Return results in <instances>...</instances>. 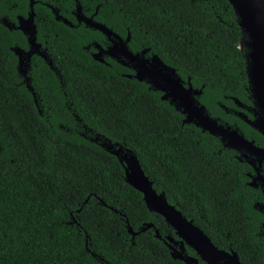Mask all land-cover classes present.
<instances>
[{"label": "trees", "instance_id": "16d2710c", "mask_svg": "<svg viewBox=\"0 0 264 264\" xmlns=\"http://www.w3.org/2000/svg\"><path fill=\"white\" fill-rule=\"evenodd\" d=\"M78 2L88 16L98 7L94 18L123 37L129 31L133 51L158 54L202 87L199 99L213 116L264 145L230 112L232 97L251 108L252 99L229 0H36L38 40L56 68L33 56L37 102L11 48L26 38L0 22V264H186L155 235L157 228L175 236L173 228L148 209L118 158L89 139L96 133L132 149L154 187L214 243L234 248L245 264H264V197L248 184L251 166L185 123L161 91L124 75L133 69L95 60L85 46L103 33L71 27L52 9L77 23ZM29 9L28 0H0V16ZM148 222L154 227L132 237L128 225Z\"/></svg>", "mask_w": 264, "mask_h": 264}, {"label": "water", "instance_id": "95a60500", "mask_svg": "<svg viewBox=\"0 0 264 264\" xmlns=\"http://www.w3.org/2000/svg\"><path fill=\"white\" fill-rule=\"evenodd\" d=\"M229 1L242 28L243 35L240 40V47L245 50L248 89L254 108L252 117H248L243 111L238 112V114L247 124L264 136V0ZM34 4L35 0H29L28 16H19V23L16 26L26 35L29 49L26 50L18 44L11 47L18 57L17 68L22 70L24 74L31 71V57L36 53L41 55L50 67L56 70L48 55L47 48L38 41ZM52 9L58 20H62L71 27L83 22L86 26L105 34L110 44L104 48L100 43L93 40L92 44H95L98 51L92 52V57L103 63H107L106 58L111 57L134 70L133 73H125L124 75L145 81L149 85V89L161 91V98L168 100L185 115V123L194 124L202 131L218 137L224 147L236 151L238 160L250 163L256 174L249 184L258 187L261 182L264 194V175L261 172L264 163V146H260L254 139L248 138L238 127L213 116L199 99L203 92L202 87H194L190 78L187 81L184 80L176 68L164 62L158 54L147 55L149 48L133 51L129 47L131 39L129 31L127 36L123 37L105 23L94 18L98 12V7L94 14L88 16L82 11V6L78 2L75 11L77 23L59 14L55 7ZM6 25L12 28L11 23L6 22ZM85 47L89 50L90 45ZM26 86L37 102L36 92L31 83V77L28 75L26 76ZM232 98L238 106L243 105L238 98ZM83 136L88 137L85 134ZM89 139L98 142L118 158L124 167L126 181L143 194L148 209L162 215L167 223L173 227L179 239H175L171 235L162 237L160 231L157 228L154 229L155 235L162 238L169 247L173 258L181 259L186 264H245L237 251L233 248L225 249L216 245L204 230L194 223L193 219L187 218L175 204L168 200L164 191L159 192L154 187V181L146 174L137 154L132 149L120 145L118 142H112L108 137H101L99 133ZM150 227H154L152 222L144 223L139 230H134L132 226L128 225L132 237ZM186 245L193 248L198 256L189 254ZM199 258L204 260V263H201Z\"/></svg>", "mask_w": 264, "mask_h": 264}, {"label": "flooded vegetation", "instance_id": "af4514ba", "mask_svg": "<svg viewBox=\"0 0 264 264\" xmlns=\"http://www.w3.org/2000/svg\"><path fill=\"white\" fill-rule=\"evenodd\" d=\"M28 2H29V0H28ZM35 2H36V0H35ZM41 2V1H40ZM44 3V2H43ZM12 4V6H16V3L14 2V3H11ZM34 6H35V4H34ZM58 11H60V9H58ZM57 11V12H58ZM59 13V12H58ZM54 14H55V16H56V13L54 12ZM19 16H28V12L26 13V14H23V13H19V12H16V13H14L13 14V16H10L9 14H4V15H2V16H0V22L4 25V26H6L7 28H9L10 30H20V29H18V28H16V26L18 25V23H19ZM35 19H36V12H35ZM6 22L8 23H11V25H12V28H10V27H8L7 25H6ZM36 23V22H35ZM83 23V22H82ZM82 23H80V24H82ZM14 25V26H13ZM37 25V24H36ZM21 31V30H20ZM22 32V31H21ZM23 33V32H22ZM24 34V33H23ZM104 35V39H102L101 41H98V43H100V45L102 46V47H106L107 45H109L110 44V41L108 40V38L106 37V35L105 34H103ZM24 36H25V38H26V46H21L22 48H24V49H26V50H28L29 49V44H28V42H27V37H26V35L24 34ZM39 41V40H38ZM41 43H42V46L43 47H46L45 45H44V42H42V41H40ZM18 44V43H17ZM19 45V44H18ZM92 49V50H91ZM96 51H98V48L95 46V44H91V46H90V53H92V52H96ZM35 55H38L39 57H42L41 55H39L38 53H36V54H34V55H32V57H31V63H30V67H32V60H33V56H35ZM108 58H111V57H107L106 58V61L108 62ZM113 59V58H112ZM114 61H115V59H113ZM17 63H18V58H17ZM18 69V68H17ZM18 73H19V76H20V78L22 79V82H24L25 84H26V76L28 75V76H31V73L29 72V73H27V74H24L23 72H22V70H18ZM61 76V75H60ZM62 78V77H61ZM60 78V79H61ZM201 96V95H200ZM199 96V97H200ZM250 99H252V97L250 98ZM236 103V102H235ZM242 103V102H241ZM243 104V103H242ZM236 105H237V103H236ZM227 111H228V109H227ZM240 111H243L244 113H246L247 115H248V117H252L253 116V112H254V108H253V106H252V108L251 107H249L248 105H246V104H243L242 106H236L233 110H230V112L231 113H233V114H235V115H237L240 119H242L240 116H239V114H238V112H240ZM222 120V119H221ZM242 120H244V119H242ZM232 125H234V124H232ZM235 126V125H234ZM235 127H237V126H235ZM240 130V129H239ZM223 144V143H222ZM259 145V144H258ZM260 146H264V145H260ZM236 157H237V154H236ZM238 159V158H237ZM240 161V160H239ZM242 162H246V161H242ZM247 164H249L250 166H251V169H252V172H248V175H249V177H250V180L248 181V184H249V182L251 181V179H252V177L253 176H255V174H256V172H255V169H254V167L250 164V163H248V162H246ZM261 172H262V174L264 175V163L262 164V167H261ZM260 185L258 186V187H253V186H251V187H253V188H256V189H260L261 190V192H262V194H263V191H262V188H261V182L259 183ZM250 185V184H249ZM263 197H264V194H263ZM264 211V210H263ZM172 227V226H171ZM173 228V227H172ZM174 230V229H173ZM174 232H175V230H174ZM205 232V231H204ZM206 233V232H205ZM207 234V233H206ZM167 235H170V234H167ZM167 235H165V237L167 236ZM171 236H173V235H171ZM175 239H179L178 238V236L176 235V233H175V236H173ZM216 244V243H215ZM217 245V244H216ZM219 246V245H218ZM188 247H190V246H188V245H186V250H187V252H188ZM220 247V246H219ZM191 248V247H190ZM221 248H223V247H221ZM229 248H232V247H229ZM229 248H225V249H229ZM193 249V248H192ZM234 249V248H233ZM194 250V249H193ZM235 250V249H234ZM195 251V250H194ZM236 251V250H235ZM189 253V252H188ZM190 254V253H189ZM191 255H193V256H198L197 255V253L195 252V254H191ZM199 261L201 262V263H204V260H202L201 258H199Z\"/></svg>", "mask_w": 264, "mask_h": 264}]
</instances>
